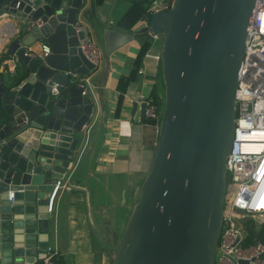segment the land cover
Segmentation results:
<instances>
[{
    "label": "water",
    "instance_id": "1",
    "mask_svg": "<svg viewBox=\"0 0 264 264\" xmlns=\"http://www.w3.org/2000/svg\"><path fill=\"white\" fill-rule=\"evenodd\" d=\"M83 2L0 0L1 23L15 28L6 51L19 55L15 69L0 74V264H45L49 242L62 238L64 189L80 167L97 109L106 105L107 54L97 87L88 77L91 87L82 93L79 81L97 66L79 41L91 31H101L108 45L131 36L99 16L78 17ZM254 4L172 0L138 25L162 36V113L149 169L110 264H214ZM36 43L50 52L24 54ZM57 180L64 186L51 201Z\"/></svg>",
    "mask_w": 264,
    "mask_h": 264
},
{
    "label": "crops",
    "instance_id": "2",
    "mask_svg": "<svg viewBox=\"0 0 264 264\" xmlns=\"http://www.w3.org/2000/svg\"><path fill=\"white\" fill-rule=\"evenodd\" d=\"M128 5L129 0H84L78 17L99 16L105 23L116 25ZM147 19L145 14L131 30L120 28L131 36L120 40L115 37L109 45L101 31L88 34L96 40L101 53L99 65L87 76L94 82V88L103 65L102 54H107V72L102 86L106 105L98 107L80 167L74 172L73 181L68 182L69 188L64 189L60 221L62 238L49 242L57 253L56 260L61 264L111 263V248L116 245L125 227L126 207L129 202L134 205L149 169L159 123L142 114L141 95L150 94L154 86L157 93H163L160 84L161 42L158 39H151L135 79L124 90L116 87L119 77L127 76L133 66L143 39L140 30L146 26L137 27ZM13 31L14 26H7L0 20L2 58L7 57L3 55L9 40L7 36ZM38 45L36 43L31 47L38 50ZM6 73L0 67V74L4 76ZM134 101H137L135 107Z\"/></svg>",
    "mask_w": 264,
    "mask_h": 264
},
{
    "label": "built area",
    "instance_id": "3",
    "mask_svg": "<svg viewBox=\"0 0 264 264\" xmlns=\"http://www.w3.org/2000/svg\"><path fill=\"white\" fill-rule=\"evenodd\" d=\"M171 1L154 0L148 12L168 8ZM147 32L151 39L160 36L148 29ZM78 46L90 62L99 65L101 53L95 39L87 36L79 41ZM35 50V47L30 46L24 54L32 55ZM38 51L48 54L50 46L40 43ZM18 61L17 52L4 58L0 55V67L6 71H13ZM79 85L82 93L91 87L88 77L81 79ZM141 99L145 105V117L159 122V108L162 106L158 99L151 93L141 95ZM226 170L228 179L214 264H264V242L258 239L256 242L244 243L246 221L251 218L256 226L264 222V0H255L252 21L248 27L238 73L235 125ZM60 186L64 184L57 180L51 201ZM47 249L44 263L61 264L56 261L57 253L52 250L53 247L49 245Z\"/></svg>",
    "mask_w": 264,
    "mask_h": 264
},
{
    "label": "trees",
    "instance_id": "4",
    "mask_svg": "<svg viewBox=\"0 0 264 264\" xmlns=\"http://www.w3.org/2000/svg\"><path fill=\"white\" fill-rule=\"evenodd\" d=\"M153 1L154 0H129L128 7L123 12V14L118 18V20L116 21V25L121 29L131 30V28L135 25V23L140 19L141 16L147 14V16L149 17L148 9ZM140 31L141 34L143 35V39L140 43L138 52L134 57L133 66L127 76L122 75L119 77L116 85L118 90H124L127 84L131 80L135 79L136 73L138 72L143 56L151 44V37L147 34L146 28H143ZM3 55L9 56L10 54L4 51ZM160 79H161L160 81L162 82L161 66H160ZM151 94L157 98V92L155 86L154 89L151 91ZM150 121L155 122L156 120H150ZM245 232H246V236L244 243L246 244L253 242L255 240L256 235L259 240L264 241V222L256 226V223L254 222L253 219L251 218L248 219L245 225Z\"/></svg>",
    "mask_w": 264,
    "mask_h": 264
},
{
    "label": "rangeland",
    "instance_id": "5",
    "mask_svg": "<svg viewBox=\"0 0 264 264\" xmlns=\"http://www.w3.org/2000/svg\"><path fill=\"white\" fill-rule=\"evenodd\" d=\"M161 40H162V36L160 35L159 36V38H158V41L159 42H161ZM161 84V86H162V92H163V84H162V82L160 83ZM161 113H162V107H160L159 108V114H160V117H161ZM156 123L158 124L159 122H158V120L156 121ZM228 179V178H227ZM132 206V203H128V207H126V209H127V212H128V214H127V217H124V220H123V222H125L124 224H126V222H127V219H128V217H129V214H130V212H131V210H132V208H133V206ZM125 226V225H124Z\"/></svg>",
    "mask_w": 264,
    "mask_h": 264
}]
</instances>
